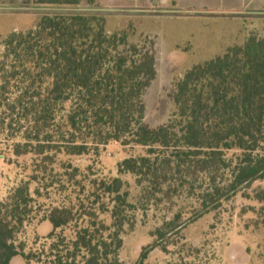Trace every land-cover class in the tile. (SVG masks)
<instances>
[{
    "label": "trees",
    "instance_id": "obj_1",
    "mask_svg": "<svg viewBox=\"0 0 264 264\" xmlns=\"http://www.w3.org/2000/svg\"><path fill=\"white\" fill-rule=\"evenodd\" d=\"M84 0H33L38 7L78 8ZM88 4L98 9L95 0ZM157 77L152 41L130 42L127 31L110 33L99 14L43 15L25 32H13L0 48V130L13 155H98L118 143L140 146L146 155L123 160L119 176L131 175L139 190L130 200L121 178L94 182V196L109 200L101 214L92 211L75 238L65 245L58 230L78 223L73 209L55 208L48 221L56 240L57 264H123L119 253L125 228L133 230L137 210L191 203L169 210L151 233L137 264L155 249L163 252L203 216L218 211L238 195L264 204V38L250 36L243 45L194 66L175 84V113L167 124L145 122V94ZM30 182H23L0 202V264L20 257L31 264L40 257L17 246V236L33 213ZM66 258V259H65ZM62 259H65L62 260ZM70 261V262H69ZM55 263V264H56Z\"/></svg>",
    "mask_w": 264,
    "mask_h": 264
},
{
    "label": "rangeland",
    "instance_id": "obj_2",
    "mask_svg": "<svg viewBox=\"0 0 264 264\" xmlns=\"http://www.w3.org/2000/svg\"><path fill=\"white\" fill-rule=\"evenodd\" d=\"M95 2L98 9L87 0L78 8L38 7L33 0H0V48L9 34L33 29L43 15L61 14H99L106 18L110 33L127 31L132 43L152 41L157 77L144 97L145 122L151 128L167 124L174 115L170 96L175 84L194 66L220 56L221 47L236 30L239 44L250 36L264 38V0H169L159 7L151 0ZM19 141L9 139L0 130V202L23 182L31 183L33 213L16 239V245H23L26 254L40 257V262L38 259L31 264H55V255H65L51 253L57 239H48L53 227L48 221L41 222L52 209L68 208L77 214L78 223L57 231L65 238L60 250L74 240L76 224L85 225L89 212L94 211L99 220L111 224L110 215L100 213L102 204L108 206L109 200L99 192L101 198L94 196V182L118 177L126 183L132 202L138 196L134 178L119 176L117 166L125 159L145 156L143 147L111 143L98 155H54L46 161L34 155L15 157L12 149ZM257 188L264 189V182L255 183L252 190ZM190 203L182 198L168 206L137 210L133 230L125 228L120 261L137 264L143 249L154 241L151 233L169 217V210ZM11 264L24 261L17 257ZM144 264H264V204L238 195L189 225L166 252L155 249Z\"/></svg>",
    "mask_w": 264,
    "mask_h": 264
},
{
    "label": "crops",
    "instance_id": "obj_3",
    "mask_svg": "<svg viewBox=\"0 0 264 264\" xmlns=\"http://www.w3.org/2000/svg\"><path fill=\"white\" fill-rule=\"evenodd\" d=\"M169 1V0H168ZM152 4H153V1L151 0ZM154 5V4H153ZM157 7L161 6L160 4L156 5ZM239 30H236L235 32V36L232 38L229 39L228 43H225L222 47H221V52L220 54L223 55L225 53V51L228 49V48H231L233 46H236V45H243L245 43V41L242 43L239 44ZM220 55V56H221ZM218 57V56H217Z\"/></svg>",
    "mask_w": 264,
    "mask_h": 264
},
{
    "label": "water",
    "instance_id": "obj_4",
    "mask_svg": "<svg viewBox=\"0 0 264 264\" xmlns=\"http://www.w3.org/2000/svg\"><path fill=\"white\" fill-rule=\"evenodd\" d=\"M154 5L160 4L161 6H164L168 3V0H152Z\"/></svg>",
    "mask_w": 264,
    "mask_h": 264
}]
</instances>
